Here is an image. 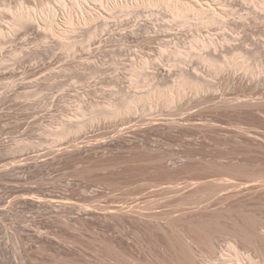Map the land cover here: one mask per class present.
Returning a JSON list of instances; mask_svg holds the SVG:
<instances>
[{"label":"rangeland","instance_id":"obj_1","mask_svg":"<svg viewBox=\"0 0 264 264\" xmlns=\"http://www.w3.org/2000/svg\"><path fill=\"white\" fill-rule=\"evenodd\" d=\"M169 1L0 0V264H264V0Z\"/></svg>","mask_w":264,"mask_h":264},{"label":"bare ground","instance_id":"obj_2","mask_svg":"<svg viewBox=\"0 0 264 264\" xmlns=\"http://www.w3.org/2000/svg\"><path fill=\"white\" fill-rule=\"evenodd\" d=\"M159 2H160V0H158ZM168 2H170L169 0H167ZM164 2H166V0H164ZM154 3V5H155V3H157V2H153ZM158 4V3H157ZM198 6V5H197ZM196 6V7H197ZM193 4H191V3H189V2H185V3H182L181 4V8L180 7H178V6H174V8H175V10L176 11H180L181 10V12H188V11H194V13L195 12H197V13H199L198 11H200L201 9H200V7H198V8H196ZM201 12V11H200ZM230 182V181H229ZM237 183V182H236ZM253 183H255V182H253ZM247 185H249V184H247ZM236 260H240V256L239 255H237V257H236Z\"/></svg>","mask_w":264,"mask_h":264}]
</instances>
